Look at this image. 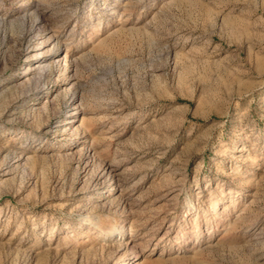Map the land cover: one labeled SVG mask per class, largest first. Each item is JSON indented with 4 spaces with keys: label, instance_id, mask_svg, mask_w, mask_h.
<instances>
[{
    "label": "rangeland",
    "instance_id": "1",
    "mask_svg": "<svg viewBox=\"0 0 264 264\" xmlns=\"http://www.w3.org/2000/svg\"><path fill=\"white\" fill-rule=\"evenodd\" d=\"M0 22V264H264V0Z\"/></svg>",
    "mask_w": 264,
    "mask_h": 264
},
{
    "label": "bare ground",
    "instance_id": "2",
    "mask_svg": "<svg viewBox=\"0 0 264 264\" xmlns=\"http://www.w3.org/2000/svg\"><path fill=\"white\" fill-rule=\"evenodd\" d=\"M129 2V1H128ZM127 2V3H128ZM131 2V1H130ZM133 3V2H132ZM131 4V3H130ZM127 5V4H126ZM128 8H130V7H128ZM126 10V9H125ZM34 13V12H33ZM35 14V13H34ZM33 14V15H34ZM31 15V14H30ZM29 16V15H28ZM36 17H38V16H36ZM40 17V16H39ZM27 18V17H26ZM7 20V19H6ZM1 21L2 22H5V20L4 19H1ZM36 22V21H35ZM1 23V22H0ZM44 52L43 51H39V53L38 54H43ZM45 57H47V55H44V56H42V62L41 63H39L37 66L39 67V71H41V72H44V71H49L50 69H51V66L52 65H50V64H48V63H46L45 61H46V59L47 58H45ZM28 69H32V67H28ZM53 69V68H52ZM30 71V70H29ZM50 72V71H49ZM76 94V93H75ZM89 151H90V147H87V148H83L82 149V151H81V155H88V153H89ZM97 167V166H96ZM97 169V168H96ZM98 172V173H97ZM97 172H96V174H97V176L98 177H100V178H102L103 176H105V174H108L107 176H106V178H105V180H107L108 179V177L110 176V179L112 180V179H114L115 178V176H116V172H115V168H114V166H113V163H109L108 161H106L105 159L103 160V161H101V162H99V164H98V169H97ZM108 181V180H107ZM240 216V215H239ZM239 219V218H238ZM114 229H111L109 232H110V234H111V236L112 235H114ZM120 235H121V238L120 239H123L125 236H124V233L121 231L120 232ZM124 245V243L122 242V243H119V246L121 247V246H123ZM118 251V250H117ZM114 255H115V253H114ZM117 256V255H116ZM120 256V258L119 259H121L122 258V255H119ZM117 258V257H116Z\"/></svg>",
    "mask_w": 264,
    "mask_h": 264
}]
</instances>
